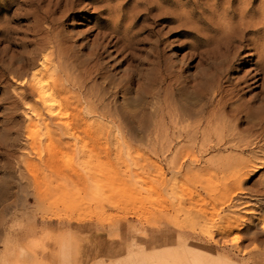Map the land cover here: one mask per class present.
Returning a JSON list of instances; mask_svg holds the SVG:
<instances>
[{
    "label": "rangeland",
    "instance_id": "374dc122",
    "mask_svg": "<svg viewBox=\"0 0 264 264\" xmlns=\"http://www.w3.org/2000/svg\"><path fill=\"white\" fill-rule=\"evenodd\" d=\"M56 2L0 0V264H28L18 237L36 220L109 226L98 241L110 244L87 264H264V144L218 148L213 135H202L203 126L179 138L172 115L179 113V127L194 126L188 87L205 69L195 54L215 48L226 14L248 10L264 25V0H79L76 10L53 14ZM36 5L79 56L72 79L89 69L101 73L85 92L103 101L70 100L53 121L28 115L33 98H22L21 81L31 74L17 76L32 49L25 14ZM43 27L52 30L49 22ZM123 33L148 46H136L143 52L132 55L112 47L100 61L89 55L102 35ZM156 41L163 65L145 66V76L165 69L178 82L157 86L144 100V82L115 92L130 62H146ZM125 44L118 42V50ZM250 59L229 73L230 82L252 69ZM74 241L60 239L54 264H78Z\"/></svg>",
    "mask_w": 264,
    "mask_h": 264
},
{
    "label": "bare ground",
    "instance_id": "6f19581e",
    "mask_svg": "<svg viewBox=\"0 0 264 264\" xmlns=\"http://www.w3.org/2000/svg\"><path fill=\"white\" fill-rule=\"evenodd\" d=\"M77 1L79 0H57L53 5L54 9L52 7L53 14L59 10L62 13L76 10L79 4H77ZM37 5L35 9L31 10L32 12L25 14L27 19L31 18V26L28 31L32 39L29 42L27 41V46H32V49L27 50L26 54L24 52L25 55L23 54L24 57H22L20 63V73L17 76H25L28 72L31 74L28 81H25V77L21 81L22 85L27 86L26 94H22V98H33V104L29 107L28 115L38 119L46 116L49 121H53L64 116L66 110L64 104L70 100H83L91 106L92 102L101 101V98L103 101V97L98 98L96 95H93V97L89 94V91L85 92L87 82L92 81V76L97 71L93 70L94 72H92L91 69L81 71L82 73H80L78 79H72L79 56L72 46H68L67 40L62 37L60 32L55 31L58 28V23H53L55 20L53 18L49 19L48 14L41 13L40 7L38 8ZM237 13V15L235 13L226 14L223 17L224 27L221 26L219 36L213 41L214 45L212 46H215L213 50L208 51L206 48V52L205 49V51L198 49L199 52L195 54L200 61L199 63L205 67L193 78L188 87L191 99L187 102L186 108L196 122H194L195 124L191 129L182 128L179 127L177 122L180 119L179 113L172 114L175 115L174 128L178 127L179 138L187 137L189 133L195 135L203 126L201 129L202 135H206L208 138L213 135L216 139L213 145L218 148H250L257 147L260 143L264 144V25L261 22H254L255 19L253 20L252 16L248 15V10L238 11ZM235 18L237 21L233 24ZM46 22L50 23L52 30L43 27ZM148 36H155V32L150 30ZM114 38H116V41L111 45ZM122 40H125L126 44L119 47L118 50L117 44ZM159 43L154 42L155 45H152L153 48L151 47L152 50H150L149 59L146 62L139 60V58L130 62L132 69L127 73V77L116 86L115 92L125 91L128 85L134 82H144L149 91L140 96V100L141 98L144 100L147 97L146 95L154 94L157 86L161 87L160 85L163 83L167 82L169 84L177 81V78L173 80L169 78L170 75L165 69H159L160 76H157L159 74H156V72H153L150 78L145 76L148 72L144 74L148 66L157 69L161 65L164 52L162 53V50H160ZM145 45L147 44L142 43L139 38L138 40L134 37L125 39L124 33L123 36L117 37L104 34L101 36L98 45L90 49L89 55L94 60L100 61L109 54L107 52L109 48H115L117 54L129 50V55H132L134 52H143V49L140 48L141 46L144 48ZM136 46L140 48L137 49ZM248 57L255 59L248 61L252 65V69L236 83L230 82L229 73L244 58ZM164 59L166 60V58ZM152 68L149 71L155 70V68ZM97 73H99V70ZM254 88L260 90L253 98L244 101L243 96ZM87 113L95 114L94 107L91 112ZM58 121L61 122V120ZM63 128L65 127L63 126ZM60 130V123H55L54 131L57 133ZM261 228L264 229V226Z\"/></svg>",
    "mask_w": 264,
    "mask_h": 264
},
{
    "label": "crops",
    "instance_id": "0c3cea01",
    "mask_svg": "<svg viewBox=\"0 0 264 264\" xmlns=\"http://www.w3.org/2000/svg\"><path fill=\"white\" fill-rule=\"evenodd\" d=\"M29 227L31 231L21 233L18 237L20 244L29 255L28 264H54V259H57L60 239L65 235L75 239L78 264H87L97 256L99 249L110 244L109 241H98L99 239L103 240L101 234L110 232L109 226L76 224L64 220L39 222L36 220L34 225ZM101 227L103 229H100ZM180 230L179 232L182 234L188 232L185 229ZM87 237L90 240L83 239Z\"/></svg>",
    "mask_w": 264,
    "mask_h": 264
}]
</instances>
